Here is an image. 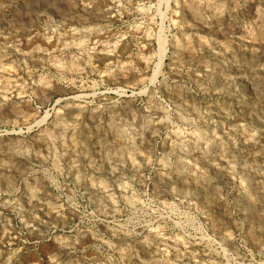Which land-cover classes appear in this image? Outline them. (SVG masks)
Instances as JSON below:
<instances>
[{
    "label": "rangeland",
    "instance_id": "374dc122",
    "mask_svg": "<svg viewBox=\"0 0 264 264\" xmlns=\"http://www.w3.org/2000/svg\"><path fill=\"white\" fill-rule=\"evenodd\" d=\"M0 264H264V0H0Z\"/></svg>",
    "mask_w": 264,
    "mask_h": 264
},
{
    "label": "bare ground",
    "instance_id": "6f19581e",
    "mask_svg": "<svg viewBox=\"0 0 264 264\" xmlns=\"http://www.w3.org/2000/svg\"><path fill=\"white\" fill-rule=\"evenodd\" d=\"M58 2V1H57ZM61 2V1H60ZM66 3V2H65ZM98 5V4H97ZM164 41V40H163ZM56 91V90H55ZM53 138V137H52Z\"/></svg>",
    "mask_w": 264,
    "mask_h": 264
}]
</instances>
